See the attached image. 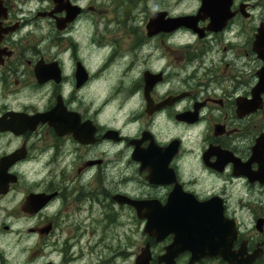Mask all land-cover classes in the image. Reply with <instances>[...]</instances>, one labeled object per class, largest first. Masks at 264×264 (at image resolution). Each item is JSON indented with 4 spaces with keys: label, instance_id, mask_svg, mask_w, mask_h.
I'll return each instance as SVG.
<instances>
[{
    "label": "clouds",
    "instance_id": "obj_1",
    "mask_svg": "<svg viewBox=\"0 0 264 264\" xmlns=\"http://www.w3.org/2000/svg\"><path fill=\"white\" fill-rule=\"evenodd\" d=\"M222 3L214 27L205 0H0V162L15 157L0 264H264V180L237 171L261 172L264 0ZM56 110L88 138L45 119ZM18 118L33 124L3 127ZM152 147L169 153L166 183L136 158ZM177 189L218 206L234 260L167 258L176 233L147 231L138 206L166 208Z\"/></svg>",
    "mask_w": 264,
    "mask_h": 264
},
{
    "label": "flooded vegetation",
    "instance_id": "obj_2",
    "mask_svg": "<svg viewBox=\"0 0 264 264\" xmlns=\"http://www.w3.org/2000/svg\"><path fill=\"white\" fill-rule=\"evenodd\" d=\"M202 11L206 15L213 16L214 27L222 23L226 14V9L223 6L222 0H205V6ZM69 18H71V14ZM158 26L160 25L154 22L153 28ZM255 50L260 51L261 55L264 56V37L257 39ZM37 74L43 77L48 74V70L38 68ZM254 106L255 101L252 104L241 103L240 110L243 113L251 110ZM45 119H48L58 130H75L78 138L82 140L88 138L89 129L87 127H77L73 118L66 116L60 110L54 111L45 117ZM32 124V121L18 118L14 119L11 124L3 125V127H10L14 131H20L24 128L31 127ZM168 155V152H161L152 147L147 151L138 150L136 158L143 160L146 166L151 165L152 176L150 179L153 182L166 183L171 179L170 174L165 168ZM207 155L208 154H206V156ZM14 158L15 157H12L7 161L0 162V185H3L7 179L2 174L3 167ZM223 159L222 157V160ZM253 159L261 161V172L259 174L251 173V176L253 178L259 177L264 180V138L258 142L257 147L254 149ZM239 166L237 162L238 172H240ZM244 171L248 172L246 165L244 166ZM30 203L34 205L36 201ZM138 207H146L148 209L147 212L142 213L149 217L147 231L153 234H160L161 237L169 231L176 233L173 245L167 250V258H170L178 251L188 248L193 251L194 255L221 254L224 255L226 259L234 260L233 254L228 251V237L232 233V226L220 219L218 206L216 204L197 205L177 189L171 195L169 204L166 208H160L155 202H153V204L140 205ZM198 214H200V216ZM199 218H202L204 221H198L197 219ZM169 239V237H166L165 242ZM149 251L151 254L152 250L150 249ZM146 256L147 253H145V257ZM145 257L141 258V264H143ZM153 259H155L154 256ZM174 264H189L188 254L183 253L178 255L175 258ZM205 264H214L213 259L211 257L206 258Z\"/></svg>",
    "mask_w": 264,
    "mask_h": 264
},
{
    "label": "water",
    "instance_id": "obj_3",
    "mask_svg": "<svg viewBox=\"0 0 264 264\" xmlns=\"http://www.w3.org/2000/svg\"><path fill=\"white\" fill-rule=\"evenodd\" d=\"M262 83H264V79H262ZM239 170H240V172H244L245 174H248V175H250L251 176V173H249V172H245L244 171V166H239ZM199 216H200V214H198ZM198 221H204L202 218H199V219H197ZM207 220V219H206Z\"/></svg>",
    "mask_w": 264,
    "mask_h": 264
}]
</instances>
